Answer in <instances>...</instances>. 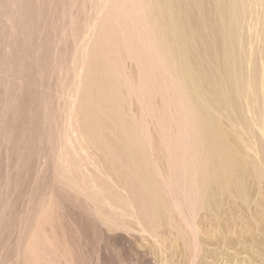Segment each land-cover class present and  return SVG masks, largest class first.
Segmentation results:
<instances>
[{"label": "rangeland", "instance_id": "374dc122", "mask_svg": "<svg viewBox=\"0 0 264 264\" xmlns=\"http://www.w3.org/2000/svg\"><path fill=\"white\" fill-rule=\"evenodd\" d=\"M158 2L0 0V264H264V0L221 98Z\"/></svg>", "mask_w": 264, "mask_h": 264}, {"label": "bare ground", "instance_id": "6f19581e", "mask_svg": "<svg viewBox=\"0 0 264 264\" xmlns=\"http://www.w3.org/2000/svg\"><path fill=\"white\" fill-rule=\"evenodd\" d=\"M219 2L224 4L228 10L221 26L205 20L204 7L207 0H159L158 2L159 5H162L163 13L167 14L169 18L165 26L174 35L177 44L179 43L178 47L185 57L189 60L186 51L189 50L188 46L193 43L204 50L202 62L209 65L205 78L211 87V94L215 98H221L224 91L228 90L222 80L215 75V70L220 69L226 77L232 76L231 65L235 59L232 50V22L236 19V14L232 9L238 5V0H220ZM203 29L208 32V35ZM197 57L195 55V58ZM230 152L232 151L229 148H225L219 156V160L226 165L227 173L230 172Z\"/></svg>", "mask_w": 264, "mask_h": 264}]
</instances>
